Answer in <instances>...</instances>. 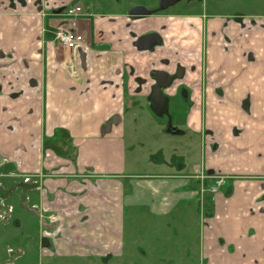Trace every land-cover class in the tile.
I'll return each instance as SVG.
<instances>
[{"label":"crops","instance_id":"obj_1","mask_svg":"<svg viewBox=\"0 0 264 264\" xmlns=\"http://www.w3.org/2000/svg\"><path fill=\"white\" fill-rule=\"evenodd\" d=\"M116 18L118 23L93 25L92 31L103 35L91 42L101 47L85 55L53 51L41 37L47 27L29 15L21 21L0 16V171L13 167L37 176L42 216L59 220L42 227L55 234L51 243L61 258L123 256L130 214L135 222L145 217L153 229L162 227L151 233L161 238L175 226L181 243L177 254L185 264L191 253L198 264H264L263 26L231 22L224 50L220 21L210 27L215 37L189 75L198 83L188 80V102L174 104L186 112L176 123L180 133H164L178 137L180 149L157 161L153 157L163 149L156 141L144 160L136 154L137 129L141 124L162 132V120L153 114L131 118L123 111L134 101L149 108L148 84L137 94V80L148 81L162 53H145V69L126 64L127 48L120 45L136 51L124 27L131 23ZM100 24L108 31L97 29ZM120 31L126 38L120 39ZM202 41L196 37L186 46L200 52ZM18 90L25 94L13 98ZM68 98L84 103L89 113L81 120L62 116L55 104ZM11 119L20 125H11ZM215 175L226 177L227 184L209 195L203 188ZM191 215L197 233L179 241Z\"/></svg>","mask_w":264,"mask_h":264},{"label":"rangeland","instance_id":"obj_2","mask_svg":"<svg viewBox=\"0 0 264 264\" xmlns=\"http://www.w3.org/2000/svg\"><path fill=\"white\" fill-rule=\"evenodd\" d=\"M76 1L84 7L85 12L90 16L89 18L80 19L78 21L79 29L87 34L90 33L91 25H98L102 20H104V22L115 21L118 23L119 21H117L116 17L120 14L126 17L128 14V6L132 4H147V0ZM204 1L208 7H211L214 13L220 16L234 13H241L247 16L264 15V0H203L202 5L205 3ZM210 3L212 4L209 6ZM199 7L200 6L196 7L191 2V5L188 7V10H190L189 13L191 15H197ZM161 21L162 20L157 16L139 18L129 24L126 33L128 36L130 35L129 33L134 35L141 34L146 30L157 27ZM49 23L51 25L56 24L54 20H50ZM164 23L166 24L167 22L164 21ZM101 25L102 24H100L97 29L101 28V32L108 31L104 25L102 27ZM120 30L122 31V27ZM113 31L116 33V29ZM121 31L119 34L120 39L126 38V34H122ZM181 33L186 34L188 38L195 36L193 30H183L180 34ZM100 44L101 43L96 42L98 48L101 47ZM55 47L52 48L53 51H56ZM102 47L104 49L107 48L105 46ZM120 48L123 50L127 48L125 51L128 53V59H130V61L124 59V64L127 61L128 63L126 62V64L132 67H134L136 63L139 64V68L145 69L147 67V63L142 57L146 52L130 51L128 44L126 46L125 43H122ZM134 56H137V58L131 60ZM189 79L190 77H187L185 81L188 82ZM185 81L177 80L175 85ZM46 89H48V83L46 84ZM46 93L47 97H49L52 93V89H48ZM69 100L70 98H68L67 101L58 100L55 104L56 110L60 111L61 115L67 117L68 120L72 121L76 118L81 120L89 113L88 106L81 101L69 102ZM137 105L138 104L134 101L131 107L124 109V114L131 118L147 115L152 117L153 113L150 111L151 109H142L139 106L137 107ZM11 123V125L16 123L18 126L20 125L17 119H14ZM131 124L133 123L129 124V128L126 129L127 132H132L130 128ZM143 126L141 127V124L138 126L137 130L140 136L136 139L138 144H136L135 148L136 154H142L139 156L140 158L142 157L143 160L145 159V154L149 151L148 149H153V141H156L157 145L163 149L162 153H160L161 155H155L153 157V159H157V161L162 158V155L166 159H169L173 153L176 154L177 150L180 149L178 137H171L168 135L167 137L164 133L160 132V130L157 131L154 126H149L147 129L143 128ZM50 174L51 173H45L43 175L48 177ZM59 174L60 173L56 176L61 177ZM36 178V175L21 173L13 167L9 169V172L7 170H3V172L0 171V264H171V262L173 264H185L183 260L179 259L181 254H177L178 249L176 248L177 246H181V243H178V237L180 236L179 230L174 233L175 231L173 228H175V226L170 228L169 235L165 238H161L158 234L152 235L151 233L163 231L162 227H158L160 229H153V221L147 218L145 219V217H141L142 220H137V222H135L130 214H127L125 217V247L123 256L61 258V256L56 255L57 253L52 247L51 238H55V234L46 230L49 228L48 226L50 223L48 222L51 221V218L50 216H48V218L42 216L44 210L40 209L41 206L38 198L39 188ZM42 224H48V226L43 228ZM188 224H190V226L184 227L186 234L180 237L179 241L185 238L193 239L195 233H197L198 228L195 227L192 215ZM186 228L189 229V232ZM177 229L179 228L177 227ZM185 230L182 231L184 232ZM165 232H168V229L164 231V233ZM56 237L61 236L59 234L56 235ZM134 237L138 238V244L136 245L140 247L138 251L132 249L134 247ZM180 252H182V250H180ZM187 259L186 264H198V260L193 257L192 253L190 258Z\"/></svg>","mask_w":264,"mask_h":264},{"label":"flooded vegetation","instance_id":"obj_3","mask_svg":"<svg viewBox=\"0 0 264 264\" xmlns=\"http://www.w3.org/2000/svg\"><path fill=\"white\" fill-rule=\"evenodd\" d=\"M203 0H147V4H132L127 7L128 12L136 7H144L149 11L148 15L145 16H136L132 18L127 14V16H123L130 23L134 20H137L146 16H157L160 20V24L152 29L146 30L141 34H131L129 33V37L132 39V47L136 51H143L148 54H155L157 51L162 53V57L157 62H154L152 69L148 74V81H138V86L136 89V93H141L142 85L148 84V102L149 109L151 112L159 118L163 122V129L161 130L163 133H170L172 135H176L180 133V130L176 123L178 120L184 118L186 112L179 110V107H176L174 104H182L187 103L192 90L186 87V78L189 75L195 73L197 67L202 62L199 61L200 57L205 55V50H207V45L209 44V39L215 37V31L210 30V27L214 25L215 22L220 21V36L222 40V49H226V44H229V36L228 29L229 24L231 22H236L240 24L242 27L245 25V21H249L251 26L259 25L263 26L264 23H258V20H264V15L262 18L258 16H247L241 13H234L231 15H217L206 5V2L203 3ZM191 2L196 6H200L198 9L197 15H191L189 13L188 7L191 5ZM29 3L32 4L30 11ZM212 3L209 4V6ZM73 5H79L82 7L85 18H89L88 14L85 12L84 7L78 3L76 0H0V16H11L15 20L21 21L24 16L29 15L33 18L34 21H38L44 28L42 32V39L45 42H48L51 49L55 47L52 44L53 40V31L61 26L64 22L63 15L66 9ZM214 13V14H213ZM119 16V15H118ZM259 17V18H258ZM50 20H54L56 22L55 25H51ZM164 21L167 23L165 24ZM129 24L124 27L128 31ZM93 30V26L91 25L90 33L84 34L85 41V50H79L81 53L85 55H89V53L98 48L96 43L92 44V40H96L98 37H101L102 33H95ZM183 30H193L194 35L191 38H188L186 34L181 33ZM51 36V38H47V36ZM154 35L155 44L148 49L141 50L139 47L148 46L150 42H154L151 39H146L143 41H139L142 37ZM198 38L201 40L203 37L202 48L200 52H197L193 49H189L187 47L189 43H194V38ZM187 45V46H186ZM225 47V48H224ZM57 51L62 52L64 50L55 47ZM160 49V50H159ZM69 52V51H68ZM2 52L0 51V57ZM4 56V55H3ZM9 58V54H7ZM69 70L74 72L73 66L71 64L66 65ZM10 66H6L5 69L8 70ZM201 67H203L201 65ZM1 68V66H0ZM4 68V67H3ZM153 74H157L156 78ZM192 76V75H191ZM186 77V78H185ZM193 79V77H191ZM185 81L181 84L178 83L175 85L176 81ZM190 80V79H189ZM193 86L198 83L194 82L195 80H190ZM165 84V87H161V85ZM3 91L0 87V96ZM25 94L24 90H18L17 92H12L13 98H19ZM153 102L156 104L153 105ZM216 178L223 179V185L219 187L216 192L212 193L210 191V186L214 183ZM203 179V177H202ZM208 179V178H207ZM227 184V178L220 175H215L209 177V182L207 183L205 188H203V192L209 195H215L219 190L224 188ZM51 221L49 223L51 225L59 223V220L53 216L50 217ZM54 226V225H53ZM133 250H139L140 247L136 246L132 248ZM143 253V252H142ZM145 254V253H143ZM171 264H173L171 262Z\"/></svg>","mask_w":264,"mask_h":264},{"label":"built area","instance_id":"obj_4","mask_svg":"<svg viewBox=\"0 0 264 264\" xmlns=\"http://www.w3.org/2000/svg\"><path fill=\"white\" fill-rule=\"evenodd\" d=\"M85 17L79 5L68 7L63 15V24L53 31L51 43L64 51L85 50L84 34L78 27V21ZM222 185L223 179L216 178L210 186V191L214 193Z\"/></svg>","mask_w":264,"mask_h":264},{"label":"water","instance_id":"obj_5","mask_svg":"<svg viewBox=\"0 0 264 264\" xmlns=\"http://www.w3.org/2000/svg\"><path fill=\"white\" fill-rule=\"evenodd\" d=\"M148 14H149V11L146 10L144 7H136V8L131 9L128 12V15L131 16L132 18H135L136 16H142V15L145 16V15H148ZM151 36L152 37H150V36L142 37L141 39H139V41H143V40H146V39L153 40L154 39V35H151ZM154 44H155V41L154 42H150V44H148V46H141L139 48L141 50H145V49H148L149 47L151 48ZM153 76L156 78L157 74H153ZM165 86H166L165 84L161 85V87H165Z\"/></svg>","mask_w":264,"mask_h":264},{"label":"trees","instance_id":"obj_6","mask_svg":"<svg viewBox=\"0 0 264 264\" xmlns=\"http://www.w3.org/2000/svg\"><path fill=\"white\" fill-rule=\"evenodd\" d=\"M47 38H49V39H50V38H51V36H49V35H48V36H47Z\"/></svg>","mask_w":264,"mask_h":264}]
</instances>
